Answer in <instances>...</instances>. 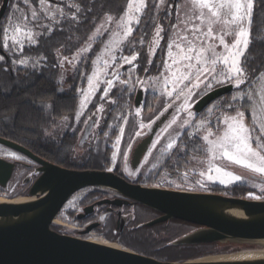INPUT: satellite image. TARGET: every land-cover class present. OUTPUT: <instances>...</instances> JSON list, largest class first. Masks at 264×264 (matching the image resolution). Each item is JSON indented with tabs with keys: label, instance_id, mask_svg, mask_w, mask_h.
I'll return each instance as SVG.
<instances>
[{
	"label": "snow or ice",
	"instance_id": "obj_1",
	"mask_svg": "<svg viewBox=\"0 0 264 264\" xmlns=\"http://www.w3.org/2000/svg\"><path fill=\"white\" fill-rule=\"evenodd\" d=\"M23 3L28 5L29 0H23ZM257 4L264 5V0H191L190 6H186L185 9L180 8V0H127L126 8L117 17L110 12L103 11V0H87L83 4L69 5L67 7L71 12L70 15L60 5H54L51 0H38V9L31 8L29 14L17 17L15 23L12 22V17H9L8 25L0 26V35H2L0 47L14 54L23 53L26 44L29 46L37 44L39 38L49 32L63 31V24H68L70 27L78 26L82 22L81 18L94 19V9L100 7L102 11L94 33L86 38L84 46L80 47L71 59L68 56H62L60 66L67 63L74 68L82 63L96 40L107 34V40L101 53L93 61L94 70L87 77V85L88 89H94L100 83L105 84L104 96H108V90L115 86V82L130 83V79H121L119 68L115 65L119 63L122 68L127 64L132 66V69L139 67L135 63L140 57V52L136 51L137 44L141 47L147 44L148 64L151 65V57L156 55V49L160 47V42L165 38L162 33H165L166 28L164 24L159 23L160 13L163 12V18L166 21L174 18L175 23L167 27V51L160 65L161 71L152 79L159 85L158 88L154 86V90L159 91L161 96H166L169 100L167 107L163 108L159 115H163V112L173 107L176 101L180 103L176 105L172 119L157 134L152 143V149H156L167 135L168 139L161 145V152L171 153V150L175 149L177 153H183V147L179 141L184 133L180 129H195L194 133L189 131L188 135L205 142L208 154L206 161L198 162L202 166L206 164L205 169L199 172L200 177L207 176L209 181H213V173H215L220 183L225 182L219 179L221 175L228 177L229 182H242L241 175L227 168V165H235L259 176L261 183L254 186L260 187L261 192L264 193V95L259 98V108L254 107L251 112L254 124L259 121V134H257L256 127H250L245 123V112L234 107L232 102L225 106L209 107L207 114L200 119H197L192 111L194 98L198 97L201 92L207 94L208 90L223 84H231L240 90L233 96V101L242 102L247 99L253 105L256 104L252 93L245 92L242 88L243 85L249 83V74L242 65V60L251 43V25ZM14 16L15 13H13ZM134 32H138V39L133 36ZM149 35L151 39L146 42L144 37ZM228 37H231V41ZM125 48L129 55H123ZM77 56L82 59L77 60ZM105 56L107 59L104 58ZM4 59L5 57L0 55V62ZM13 62L22 67L29 66L28 58ZM97 63L112 69L108 73L111 79L103 81L99 79L98 71L95 69ZM37 64L39 61L31 67L35 68ZM127 75L131 77L132 72L129 71ZM136 79L143 83L138 77ZM80 92L83 97L81 107H84L90 102L89 93L85 90H80ZM214 110L219 114L212 119ZM141 111L142 106L137 107L135 115L139 117ZM257 111H259V116ZM181 113L186 117L183 120H180ZM123 122L127 124V119L125 118ZM154 122V120L150 121L147 125L141 123L139 127L140 129L150 128ZM173 126H176L175 135L169 131L173 129ZM123 132L124 128L121 127V136ZM141 134V131L135 133L136 136ZM119 143L120 138L118 137L116 144ZM131 146L130 141L129 151ZM151 155L150 150L148 156ZM148 156L145 157V162ZM124 159L126 160L127 157L125 156ZM223 162H227V165ZM158 165L159 161L152 163L151 167L156 169ZM184 176L187 178L188 173L185 172ZM249 195L253 196L252 193ZM254 198L261 199L262 197L254 196Z\"/></svg>",
	"mask_w": 264,
	"mask_h": 264
},
{
	"label": "rangeland",
	"instance_id": "obj_2",
	"mask_svg": "<svg viewBox=\"0 0 264 264\" xmlns=\"http://www.w3.org/2000/svg\"><path fill=\"white\" fill-rule=\"evenodd\" d=\"M51 2L54 5H60L61 7H63L65 12H68L69 15L71 14V12L69 10V7L67 6L72 4H82L81 0H51ZM126 4L127 0L126 2L124 1L119 6H117L115 10L105 11L110 12L114 16L118 17L126 8ZM190 4L191 0H180L181 9H185L186 6H190ZM33 7H36L37 9L39 8L38 0H29L28 5H25L23 3V0H13L11 6L5 14V18L1 22V26L8 25L9 17H12V22L15 23V19L17 17L29 14L31 8ZM13 13H15L14 17ZM163 15V12H161L159 23L165 25L166 31L165 33H162V35H166V37L160 42V47L156 49V55L154 57H151V65L148 64L149 56L147 44L144 47H141L137 44L136 51L140 52V57L135 63L138 64L139 67L132 69V66L125 64L121 68L119 63H117L115 67L119 68L121 79H130V83L120 84L119 82H115V86L112 89L108 90V96H104V91L106 88L105 84L100 83L94 89H88L87 85V77L94 70L93 61L96 59V56L101 53L104 43L107 40V34H105L104 37L96 40V42L92 45V50L87 54L86 57L83 58L82 63L77 64L74 68L67 63H64L62 67L60 66V58L62 56H68L71 59L72 56L77 52V50L80 47L84 46L86 38L94 33L95 27L99 23L100 16L93 23V27L90 32L86 33L85 35H83V33L79 31L77 35V31L72 30V28L74 27H76V29L78 28V30H81L82 28L79 25L70 27L68 24H63V31L49 32L48 34L40 37L37 44H33L30 46L26 44L23 53L14 54L12 51H5L2 47H0V55H3L5 57L4 61L0 62V82H3V84L5 85L6 91L19 86V83L21 81H19V79L15 76L17 72H19L21 76L25 77L22 82H26V80L32 82L38 79V77L40 76H45L48 82L55 84V87L59 93L70 91L72 90L73 86L77 84L75 88L76 94L78 95V101L77 108L73 114H65L57 120H45L36 136H16L9 133V137H12L14 139L17 138L16 140L21 141L22 143L35 144L38 140H42V142H48L50 140H53L57 135H63L61 140L64 141L65 139V141L63 142V144H61V146H59L52 152L51 159L60 163L61 165H65L66 167H70L69 165H67L70 162L86 165V167L84 168L105 170H114L120 168V171H122L123 174H125L129 178L138 179L140 180V182L148 186H158L184 190L212 192V190H216V186L228 188L232 185L239 184L245 187V191L242 195L243 197L255 199L254 196H261V199H264V193L261 192L260 187L254 186L261 183V178L259 176L251 174L246 169L240 168L235 165H227V162L223 163L227 165L229 171H233L235 174L241 175L243 177L242 182H229L228 177L221 175L219 179H222L225 182L220 183L219 180L216 179L215 173H213V181H209L207 179V176H199V172L205 169L206 164L202 166L198 162L201 160L206 161L208 159V154L206 152L207 145L203 141L202 145L200 143V149H202V152H196L192 150H188L187 152L186 144L194 138L190 137L188 135V132L191 131L194 133L195 129H180V131L184 133V135L180 137L179 141L180 145L183 147V153H177L175 149L171 150V153H162L161 145H163L168 139V136L165 135L164 139L161 140L156 149H152V144L150 145L148 151L137 167H133L131 165V149L133 148L135 142L141 139V137L147 135L151 131V127L153 126V124L160 117H163V123L158 129L153 139L154 141L160 130L172 119L175 107L180 103V101H176L173 107L168 108L166 112H163V115H159V113L163 111V108L167 107L169 100L166 96H161L159 91L154 90V86L158 88L159 85L152 78L159 75V72L161 71L160 65L163 63V58L166 55V45L168 42L167 27L169 24L175 23L174 18L166 21L164 20ZM181 15H183V11H181ZM45 23H47V21H45ZM138 32L133 33V36L137 39L139 38ZM144 39L147 42L151 39V36H145ZM228 39L229 41H231V37H228ZM0 40H2V35H0ZM117 54L119 55V53ZM123 55H129L127 48H125ZM22 58H28V67H22L18 63L13 62ZM104 58L107 59V56H105ZM76 59L81 60L82 58L80 56H77ZM37 61H39V64H37L35 68L31 67V65L35 64ZM7 68L8 70L5 71V69ZM10 68L13 69V72L15 71V75H11V73L9 72ZM146 68L147 71H145ZM95 69L98 71L99 79L101 81L112 78L110 75H108V73H110L112 69L105 68L103 64L97 63L95 65ZM78 71L81 72L79 75ZM129 71L132 72L131 77L127 75ZM246 71H248V69H246ZM137 77L139 78V81H143V83L138 82L136 79ZM140 88L143 89L146 94L151 93V95L149 96L150 101L147 104L149 109L144 110L143 105H141L142 103H140V105H136L134 102L137 90ZM242 88L245 90V92L250 91L252 93L253 100L256 101L255 105H253V103L249 102L247 99L242 102L233 101V96L238 91H240L239 89L234 88L229 94L214 100L209 106H207L202 112H200L198 116H196L197 119H200L203 115H206L208 108L212 107L213 105L220 107L227 105L229 102H232L234 104V107L239 108L241 111L245 112V123L250 127H256L257 134H259V121L254 124L251 112L253 111L254 107H256L257 109L259 108V98L260 96L264 95V68L247 85L242 86ZM80 90H85L89 93L88 99L90 102L86 103L84 107H81V100L83 99V97L81 96ZM202 95H204L203 92H201L198 97L194 98L195 102ZM112 101H115V103H112ZM140 106H142V111L140 116L137 117L135 115V111L137 107ZM192 111L195 113L194 108L192 109ZM248 113L250 115L249 119L247 117ZM218 114L219 113H216L214 110L212 119H214L215 115ZM105 115H107L108 120L106 121V124L104 123L105 125L103 126V128L101 127V132L98 133L95 128L96 123H94L92 132L88 128L89 132L86 134V141H84L83 143L79 141L78 144L77 141L78 139H80V136H76L75 132L77 131V129H79V127H81L87 120H89L87 122L89 123L93 118L95 119L94 122H98V125H100L101 117ZM257 115L259 116V111H257ZM157 116H159L158 119ZM125 118L127 119V124H124L123 122ZM185 118V115L181 113L180 120H183ZM153 120L155 122L151 124L150 128L146 127L144 129H140L139 126L141 123L147 125L150 121ZM5 121L7 120L5 119L4 122ZM98 127L100 126H97V128ZM121 127L124 128L122 136L120 133ZM213 130L215 131V129ZM137 131H141L142 134L140 136H136L135 133ZM169 131L170 133H172V135H175L176 126H173V129H170ZM118 137L120 138V143L117 145L116 141ZM130 141L132 143V146L129 151L128 144ZM87 142L90 144H88V150H86L85 146L84 148L81 147L82 144H86ZM150 150L152 152V155L148 156ZM0 152L5 153L11 157H20L19 159H24L22 155L13 152L12 150L4 149L2 147H0ZM114 156L115 159H113ZM125 156L127 157L126 160L124 159ZM146 156H148L147 162H145ZM157 161H159V165L156 169H153L151 165L152 163H156ZM185 172L188 173L187 178H185L184 176ZM129 173L133 174L130 175ZM9 188H6V193H0V197L4 199H14L19 196H27V194L24 193L11 194L8 190ZM94 191H98L100 193L106 192L110 193V195L113 192V190H111L110 188L97 186H87L78 190L77 192L72 194L71 197L63 205L60 212L55 218L56 221L59 220L61 222H66L77 226L82 225L81 223L75 222V220L73 219V211L80 209L79 201L82 197L87 195L85 199L86 201L84 200L82 204L92 200ZM249 193H252L253 196L250 197ZM223 194L228 193L224 191ZM155 214L156 213L153 211L143 212L139 214L138 220L141 222L147 221L153 218ZM129 217L132 216H124L123 220L122 218L120 219L122 221H128L131 219ZM106 219L107 214L105 213V211L98 213L97 220L104 222ZM175 220L177 219H173V221L170 220L169 224L171 230L169 236L171 238L178 237L194 228L193 224L191 223L181 220ZM61 227L65 229L64 231L67 230L68 232H70L71 235L80 236L89 240L99 239L102 242H112L111 240L107 239L102 232L97 231L95 228L87 233L83 232L85 229L79 233V231H74L68 226ZM114 242L112 243L116 247L130 249L121 244L119 241ZM231 245V251H237L245 248L242 245L236 243H231Z\"/></svg>",
	"mask_w": 264,
	"mask_h": 264
},
{
	"label": "water",
	"instance_id": "obj_3",
	"mask_svg": "<svg viewBox=\"0 0 264 264\" xmlns=\"http://www.w3.org/2000/svg\"><path fill=\"white\" fill-rule=\"evenodd\" d=\"M7 1L0 9L4 13ZM231 84L217 86L194 104L202 112L214 100L230 93ZM138 89L135 104L143 102ZM164 118L160 117L139 144L131 149V162L137 167L148 151ZM93 118L86 126L92 132ZM89 131H86V134ZM3 143L39 164L37 178L29 185L26 201H0V264H264V257L236 260H163L131 249L60 233L51 228L53 219L72 194L87 186L106 187L121 198L149 207L159 214L143 225L153 226L172 219L193 224L194 228L171 240L174 245L219 242L245 248H264V199L229 194L145 186L128 181L113 170L70 168L33 153L30 149L0 135ZM16 163L0 158V185L6 186ZM100 223L87 225L84 233Z\"/></svg>",
	"mask_w": 264,
	"mask_h": 264
},
{
	"label": "trees",
	"instance_id": "obj_4",
	"mask_svg": "<svg viewBox=\"0 0 264 264\" xmlns=\"http://www.w3.org/2000/svg\"><path fill=\"white\" fill-rule=\"evenodd\" d=\"M12 1L13 0L7 1L6 9L0 17V23L5 18V14L11 6ZM124 1L126 2V0H103V10H115L116 7ZM81 2L83 4L86 3L87 0H81ZM3 3L4 0H1L0 9ZM101 11L102 9L100 7H96L94 9V19L84 20L81 18L82 22L79 26L82 29L77 30L76 27H74L76 25H73L74 28H72V30H76L77 35L78 31L83 33V35L90 32L93 23L100 16ZM1 25L2 23L0 26ZM251 36V43L245 54V58L242 60V65L245 67V70L248 69L246 72L249 74V82L264 68V5L257 4L255 6L253 23L251 25ZM164 37H166V35ZM9 72L12 76L13 74L15 75V71L13 72L12 68L9 69ZM17 73L15 76L21 81L19 86L6 91L5 85L3 82H0V135L10 136V134H14L16 136H36L45 120H57L65 114H73L75 112L78 101L75 88L77 84L73 86L72 90L59 93L55 84L48 82L45 76H40L32 82L27 80L26 82H22L25 77ZM80 73L81 72L78 71V75ZM150 95L151 93H147L146 99L141 104L144 110L149 109L147 104L150 101ZM195 114L196 116L199 115L196 111ZM247 117L248 119L250 118L249 113ZM5 119L7 121L4 122ZM107 120V115L101 117L100 125H98L100 127H95L98 133L101 132V127L103 128ZM16 139L17 138H15V140ZM200 143L202 145V140L194 137L186 144L187 152L188 150L202 152ZM67 165L71 168L86 167V165L83 164L70 162ZM224 191L229 195L242 196L245 187L235 184L228 188L216 186V190H212V192L217 193H223ZM23 193L26 194V192ZM144 207L146 212H156L149 207ZM138 217L139 214L128 221H122L117 215L113 214V216L100 223L95 229L102 232L105 237L111 241H119L121 244L134 251L163 260L184 261L200 258L211 253L228 252L232 250L231 243L222 244L219 242H212L174 245L171 243V240L174 238L169 236L171 232L169 227L170 220L153 226H146L143 225V222L138 220Z\"/></svg>",
	"mask_w": 264,
	"mask_h": 264
},
{
	"label": "flooded vegetation",
	"instance_id": "obj_5",
	"mask_svg": "<svg viewBox=\"0 0 264 264\" xmlns=\"http://www.w3.org/2000/svg\"><path fill=\"white\" fill-rule=\"evenodd\" d=\"M145 99H146V93L144 96V100ZM134 101H135V99H134ZM88 121L89 120H87L75 132L77 137L80 136V139H78V141H77L78 144H79V141L82 143L84 141H86V131L88 130L86 123ZM94 123H96V122H94ZM1 136H4V137H6L10 140L16 141L18 143H21L22 145H24L25 147L30 149L33 153L41 156L42 158H44L46 160L52 161V162H56V161L51 159L52 158L51 157L52 152L54 150H56L59 146H61V144H63V142L65 141V139H64V141L61 140L63 135H57V136H55V138L53 140H50L48 142H44V141L42 142V140H38L35 144L22 143L21 141L15 140L14 138L9 137V136H5V135H1ZM144 137L145 136L141 137V139L136 141L134 144V147H136L139 144V142L142 140V138H144ZM88 144H89L88 142L86 144H82L81 147L84 148V146H85L86 150H88L89 145H90V144L89 145ZM0 147H2L4 149L12 150L13 152H16V153H18L24 157V159H17L15 157H11L5 153L0 152V158H3V159H6L8 161L16 163L15 168L12 171L10 178L7 180V185L6 186L0 185V193H6L5 190H6V188H9L10 185H11V187L8 190L11 194H17V193H23V192L27 193L29 185L39 175V173L35 172V169L39 166V164L36 163L34 160H32L26 154H24L20 151H17L15 149L3 144V143H0ZM56 163H58V162H56ZM134 164H135V160L132 159L131 165L133 167H134ZM113 171L116 172L117 174H119L120 176L125 177L130 182L148 186V185L140 182V180H138V179L129 178L128 176L123 174L122 171H120V168L114 169ZM11 183H13V184H11ZM111 190H113V189H111ZM86 197H87V195L82 197L81 200L79 201L80 209L73 211V214H74L73 219L75 220V222L81 223L82 225H79V226L84 227L83 229H85L87 227V225H89L90 223H93L96 221H98L99 223H102L101 221L97 220L98 219V213H101L102 211H105V213L107 214V218H109V217L113 216V214H115L119 218H122V220H123L124 216H130L131 215L132 217H129V218H134V217L138 216V214L146 212L144 205L139 204V203H134L133 201L127 200L125 198H121L122 200H121L120 204H115V202H113V201L115 199L121 197V196L114 190H113L111 195H110V193H106V192L100 193L98 191H94V193L92 195V200H90L87 203L82 204V202H84ZM155 213H156L155 216H157L159 214V212H157V211ZM54 221H56V219ZM60 223H63V222H61L59 220H57L56 222H53L51 224V228L57 232H60V233L70 234V232H68L67 230L64 231L65 229L59 225Z\"/></svg>",
	"mask_w": 264,
	"mask_h": 264
},
{
	"label": "bare ground",
	"instance_id": "obj_6",
	"mask_svg": "<svg viewBox=\"0 0 264 264\" xmlns=\"http://www.w3.org/2000/svg\"><path fill=\"white\" fill-rule=\"evenodd\" d=\"M34 197L29 196H19L14 199H4L0 197V201H26L29 199H33ZM55 218L53 219V222ZM61 224V223H60ZM91 241H95L98 243H103L111 246H115L112 242H102L99 239H91ZM115 243V242H114ZM116 247V246H115ZM264 257V248H244L237 251H229V252H222V253H211L201 257L198 260H236V259H253V258H260Z\"/></svg>",
	"mask_w": 264,
	"mask_h": 264
},
{
	"label": "built area",
	"instance_id": "obj_7",
	"mask_svg": "<svg viewBox=\"0 0 264 264\" xmlns=\"http://www.w3.org/2000/svg\"><path fill=\"white\" fill-rule=\"evenodd\" d=\"M59 225L60 226H68L69 228H71L74 231H79V233L84 230L83 229L84 227H82V226L72 225V224H69V223H66V222H63V223H61Z\"/></svg>",
	"mask_w": 264,
	"mask_h": 264
}]
</instances>
